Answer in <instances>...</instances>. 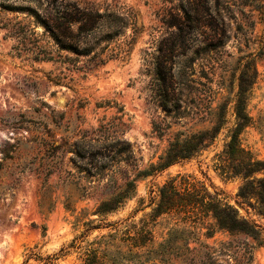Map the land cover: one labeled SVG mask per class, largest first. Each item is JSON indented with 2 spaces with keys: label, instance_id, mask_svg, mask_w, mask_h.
I'll list each match as a JSON object with an SVG mask.
<instances>
[{
  "label": "rangeland",
  "instance_id": "obj_1",
  "mask_svg": "<svg viewBox=\"0 0 264 264\" xmlns=\"http://www.w3.org/2000/svg\"><path fill=\"white\" fill-rule=\"evenodd\" d=\"M75 1L130 13L135 24L109 42L101 40L104 29L96 44L88 36V57L74 60L30 14L42 13L44 0H0V264H79L76 253L56 257L76 237L88 244L107 232H88V219L103 226L126 218L149 223L157 254L150 264H264V219L245 205L240 214L262 228L257 239L224 231L209 237L205 227H183L171 215L150 217L158 189L177 175L237 201L241 181L213 167L227 128L201 154L138 178L133 197L114 213L92 215L127 178L157 164L177 136L210 128L233 100L239 59L257 55L264 40L252 0L63 3ZM44 55L52 61H40ZM256 69L251 123L240 140L264 162V55Z\"/></svg>",
  "mask_w": 264,
  "mask_h": 264
},
{
  "label": "trees",
  "instance_id": "obj_2",
  "mask_svg": "<svg viewBox=\"0 0 264 264\" xmlns=\"http://www.w3.org/2000/svg\"><path fill=\"white\" fill-rule=\"evenodd\" d=\"M44 1L46 6L42 13L33 10L30 14L61 50L76 56L74 60L88 57L91 50L88 47V36L90 43L96 44L95 36L104 29L106 33L101 40L109 42L121 35V31L130 24H135V16L130 13H118L108 8L100 12L99 9L88 7V3L81 4L77 1ZM252 2L251 10L257 11L260 20L264 21V3L258 0ZM259 46L260 52L257 55L249 53L239 59L236 92L233 100L229 102L232 104L231 127H227L230 122L227 119L226 106L229 104H223L218 108L210 128L191 133L184 139L177 136L157 164L150 165L147 170L138 171L133 179L127 178L123 188L117 189L109 198L99 202L92 215L114 213L133 197L138 178L163 171L201 154L227 128V141L221 152L214 155L213 167L221 178L241 181L236 194L237 201L231 204L221 190L209 192L203 182L190 175H177L158 189V201L150 217L171 215L183 227H205L209 237L215 231H224L231 235L243 234L254 239L260 237L262 228L257 221L247 214L241 215L238 210L241 205H245L255 216L264 219V162L258 161L242 146L240 140L241 134L251 123L247 103L258 76L256 60L264 55V40ZM95 57L98 58L99 54L95 53L93 58ZM39 60L52 61L47 55ZM102 63V60H98V64ZM162 86L167 89L170 85L162 79ZM261 174L263 177H258ZM87 227L88 232L103 228L107 232L88 244H84L80 238H74L67 247L60 249L56 259L76 253L79 264H150L156 261L154 238L145 218L137 222L126 218L103 226L94 225V221L88 219Z\"/></svg>",
  "mask_w": 264,
  "mask_h": 264
}]
</instances>
